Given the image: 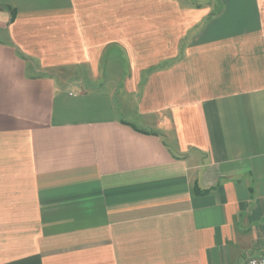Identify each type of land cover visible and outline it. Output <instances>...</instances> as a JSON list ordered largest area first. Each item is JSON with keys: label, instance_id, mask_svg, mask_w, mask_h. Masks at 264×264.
<instances>
[{"label": "crops", "instance_id": "crops-1", "mask_svg": "<svg viewBox=\"0 0 264 264\" xmlns=\"http://www.w3.org/2000/svg\"><path fill=\"white\" fill-rule=\"evenodd\" d=\"M264 255V0H0V264Z\"/></svg>", "mask_w": 264, "mask_h": 264}, {"label": "built area", "instance_id": "built-area-1", "mask_svg": "<svg viewBox=\"0 0 264 264\" xmlns=\"http://www.w3.org/2000/svg\"><path fill=\"white\" fill-rule=\"evenodd\" d=\"M242 264H264V255L249 257Z\"/></svg>", "mask_w": 264, "mask_h": 264}]
</instances>
